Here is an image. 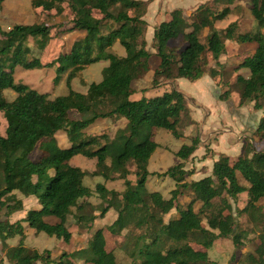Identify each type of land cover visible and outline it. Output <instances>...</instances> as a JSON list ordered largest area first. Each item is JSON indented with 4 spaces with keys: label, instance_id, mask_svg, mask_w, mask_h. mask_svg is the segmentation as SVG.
<instances>
[{
    "label": "trees",
    "instance_id": "obj_1",
    "mask_svg": "<svg viewBox=\"0 0 264 264\" xmlns=\"http://www.w3.org/2000/svg\"><path fill=\"white\" fill-rule=\"evenodd\" d=\"M235 2L211 0L189 16L173 9L154 26L152 51L144 44L149 4L145 0H32V9L54 11L55 15H62L67 7L71 18L66 30L84 32L68 53L46 61L42 56L57 38L52 34L55 27L35 22L5 30L0 25V114L5 121L4 134H0V211H4L0 242L10 264H114L115 252L106 247L112 236L121 237L116 247L130 260L126 264H218L207 252L215 241L225 239L231 241L230 260L235 261L242 256L251 232L241 228V216L259 233L260 244L254 243L255 254L247 258L264 264V206L260 204L264 198V151L245 142L234 162L219 155L211 174L199 180L187 181L193 172L185 170L181 162L163 173H150L148 161L158 146L152 140V129L166 130L181 139L182 126L195 122L185 95L176 88L152 97L130 98L132 81L149 72L153 55L159 64L152 72L151 85L157 87L178 79L195 82L205 74L214 79L220 76L216 66L226 54L227 42L255 43L237 67L247 75L236 74L233 83L239 105L261 112L254 136L264 142V0L250 1L253 30H241L237 21L215 29V23L231 13ZM176 40L184 45L180 51L169 46ZM116 42L123 48V56L113 51ZM101 61L108 64L99 82L89 84L85 93L71 88L72 80L83 83L82 72ZM18 67L53 68L54 84L66 73L67 93L51 97L15 81ZM7 89L16 93L10 102L4 96ZM226 97L220 95L219 99ZM71 113L76 117L71 118ZM122 118L126 124L113 137L86 132L98 119H110L114 124ZM59 132L66 136L65 147L57 143ZM190 141L175 153L181 161L197 148L198 138ZM35 150L39 156L32 160ZM77 155L95 159L94 169L72 165ZM129 165L134 166L133 171ZM129 174L134 175V182L128 179ZM153 175L174 182L169 198L146 189L147 179ZM87 176L100 177L103 182L91 188L84 182ZM117 179L123 181L121 191L106 188V182ZM243 193L247 198L240 208L238 198ZM94 194L100 201L98 207L89 201ZM81 197L86 198L82 205L78 204ZM218 198H223L222 202L209 208ZM50 217L57 221L49 223L46 219ZM70 221L78 233L70 231ZM25 225L34 235L45 233L64 244L74 240V247L53 257L51 250L8 246L7 240L24 235ZM90 233L98 236V242H85Z\"/></svg>",
    "mask_w": 264,
    "mask_h": 264
},
{
    "label": "rangeland",
    "instance_id": "obj_2",
    "mask_svg": "<svg viewBox=\"0 0 264 264\" xmlns=\"http://www.w3.org/2000/svg\"><path fill=\"white\" fill-rule=\"evenodd\" d=\"M32 0H4L0 3V25L3 29L7 30L15 24H33L35 22H44L50 26L55 27L52 30V34H55V38L50 44L48 50L44 51L43 59L50 60L59 53L67 51V40L61 39L62 34L69 33L71 31L66 30L68 22L71 18L69 9L64 8L62 15H55L54 11L43 12L40 9H32ZM148 1L147 13L145 20L148 24V29L145 34V47L148 51H152L150 39L152 31L155 25H158L161 21L166 19L167 14L173 9H181L185 16L191 15L200 5L207 3L211 0H145ZM251 0H236L232 6L231 13L222 21L215 23L214 27L217 30L225 28L229 23L237 21L241 30L249 31L255 28V22L250 15ZM65 6V5H64ZM62 24L61 28H57L56 25ZM207 31H203L201 40L204 42V37ZM170 47H177L180 51L184 45L180 41H170ZM256 47L255 43L250 44H226V54L219 59V64L216 69H220V76L211 79L205 74L201 79L191 82L185 79H178L175 81H169L168 84L158 85L152 87L151 78L154 68L159 64V58L157 56H151L149 59V65L152 72H147L145 76L133 80L131 86L134 88V93L131 95L132 100H138L142 97H150L158 95L164 90L170 88H176L182 92L186 97L187 106L191 112V118L195 122L192 126H182V138H174L168 131L153 128L152 140L157 143V148L148 161L147 170L150 173H163L169 167L178 163H183L184 169L192 171L191 176H187L186 180H199L205 176L211 174V169L214 161L218 159L221 154L227 155L232 162L240 154L243 143L250 142L256 151H264V142L257 139L254 136V130L257 126L258 119L261 117L260 111H254L250 106L246 104L239 105V97L237 92L235 81L236 74L240 73L243 76L247 75L246 70H237L238 64L244 59L247 54L253 51ZM69 48V45H68ZM123 51V48L120 47ZM124 53V51H123ZM107 63L104 61L92 64L88 66L84 73L85 84L81 83L80 79H74L71 88L77 92H83L87 89V86L93 82L97 83L101 80V71ZM212 65V64H211ZM237 70V71H236ZM55 71L53 68H42L38 70H24L23 68H16L14 71V79L17 82L28 85L32 89H35L39 93H48L51 97L58 95H65L68 91L65 85V80H61V77L53 83ZM83 81V79H82ZM218 81V83H216ZM86 85V86H84ZM220 95H228L225 100H220ZM4 96L8 102L12 101L16 93L10 89L4 91ZM71 118L76 116L71 113ZM126 124L125 119H120L116 124H113L110 119H98L89 127L86 132L88 134L96 133H108L110 137L114 136V133L123 128ZM5 121L0 114V134H4ZM194 137L198 138V145L193 154L184 161H181L176 157L175 153L183 144H190V140ZM57 143L60 147L67 145L66 136L59 132L56 134ZM39 152L35 150L32 155V160H37ZM71 164L78 166L81 169L92 170L94 169L95 159H88L81 155L75 156L71 160ZM130 171L134 170L133 165H129ZM128 179L131 182L135 181L134 175L129 174ZM84 182L87 186L94 188L96 183L103 182L100 177H85ZM107 189H114L121 191L123 189L122 180L108 181L105 183ZM146 189L149 192L158 191L163 198H169V192L174 187V182L165 177L158 178L157 176H149L145 184ZM247 194L243 193L238 198V207L242 208L246 201ZM223 198L213 200L208 204L211 208L217 203H221ZM90 203L93 207H98L100 201L96 194L90 199ZM86 202V198L81 197L78 200V204L82 205ZM260 204L264 206V198L260 200ZM233 206V204H231ZM198 205L194 208L197 209ZM4 211H0V218L3 220ZM97 213V212H95ZM49 223H55L57 219L50 217L46 219ZM242 229H247L250 232L248 234L244 249L242 250V256L235 261H231V254L233 247L230 240H217L213 243L212 247L208 250L209 259L217 262L218 264H255L247 258L248 254H255V244H260V240L256 238L258 229H252V225L246 222V217L241 216L238 218ZM70 231L73 234L78 233L77 228L69 222ZM27 231V232H26ZM32 229L25 225L24 235L16 236L7 240V245L10 247L17 245H24L29 249H35L39 252L44 250L53 251V257L59 255V253L65 250H72L74 247V240L70 244H64L58 241L54 237H49L45 233H39L38 235L32 234ZM26 232V233H25ZM76 236V235H75ZM99 238L96 235L90 233L85 242H98ZM121 237L112 236L106 240V247L108 250H114L115 262L114 264H126L130 260L124 256L120 250L116 247V242L120 241ZM86 244V243H84ZM83 244V245H84ZM82 245V246H83ZM196 247V246H195ZM197 249H200L197 247ZM202 250V249H201ZM6 248L0 242V264H10L5 257ZM264 262V257L262 259ZM39 264V263H37Z\"/></svg>",
    "mask_w": 264,
    "mask_h": 264
},
{
    "label": "crops",
    "instance_id": "obj_3",
    "mask_svg": "<svg viewBox=\"0 0 264 264\" xmlns=\"http://www.w3.org/2000/svg\"><path fill=\"white\" fill-rule=\"evenodd\" d=\"M148 11V10H147ZM148 29V28H147ZM152 33H153V31H152ZM84 36V32L83 31H78V30H73V31H71V32H69V33H66V34H62L61 35V39L62 40H64V42L66 41V39L65 38H68L69 40H67L66 42H68L67 44L69 45V48H68V45H67V51H64V53H68L69 52V50H70V47H71V45H72V43L76 40V39H78V38H80V37H83ZM151 38H152V35H151ZM150 41H151V39H150ZM121 46L119 45V43L118 42H116L114 45H113V47H112V49H113V51L117 54V55H119V56H123L124 55V53H123V51L121 50V48H120ZM253 48V47H252ZM253 50H254V48H253ZM154 56V55H153ZM151 58V57H150ZM107 63V62H106ZM108 64V63H107ZM107 64L106 65H102V66H107ZM150 66V65H149ZM158 66V65H157ZM156 66V67H157ZM155 67V68H156ZM154 68V69H155ZM150 70H149V72L151 73L152 72V70H151V68H149ZM86 70V69H85ZM85 70L82 72V79H83V83L85 84L86 82H85V79H84V73H85ZM65 76H66V73L65 74H61L60 75V77H61V80H65ZM73 81L74 80H72V82H71V86H73L72 85V83H73ZM84 86H86V85H84ZM132 87V86H131ZM133 88V87H132ZM87 90V89H86ZM86 90L84 91L83 90V92H80V93H85L86 92ZM133 90H134V88H133ZM162 93V92H161ZM160 93V94H161ZM159 95V94H158ZM155 96V95H154ZM150 97H152V96H150ZM117 123V122H116ZM116 123H114V124H116ZM27 232V231H26ZM25 232V233H26ZM32 234H33V231H32Z\"/></svg>",
    "mask_w": 264,
    "mask_h": 264
}]
</instances>
